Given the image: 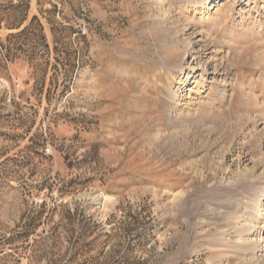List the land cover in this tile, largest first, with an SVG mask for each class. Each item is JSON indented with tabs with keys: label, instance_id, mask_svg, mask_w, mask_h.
Segmentation results:
<instances>
[{
	"label": "rangeland",
	"instance_id": "1",
	"mask_svg": "<svg viewBox=\"0 0 264 264\" xmlns=\"http://www.w3.org/2000/svg\"><path fill=\"white\" fill-rule=\"evenodd\" d=\"M196 1L0 0V264H264V0Z\"/></svg>",
	"mask_w": 264,
	"mask_h": 264
},
{
	"label": "bare ground",
	"instance_id": "2",
	"mask_svg": "<svg viewBox=\"0 0 264 264\" xmlns=\"http://www.w3.org/2000/svg\"><path fill=\"white\" fill-rule=\"evenodd\" d=\"M218 3L216 5H214L215 2ZM211 1V0H198L196 1L195 5L197 8L203 10V11H214V16H223V12L221 10V4L224 2V0H216V1ZM188 76V75H186ZM220 242V241H219ZM221 244V243H220ZM228 245V243H223V248L222 250H226V246Z\"/></svg>",
	"mask_w": 264,
	"mask_h": 264
}]
</instances>
